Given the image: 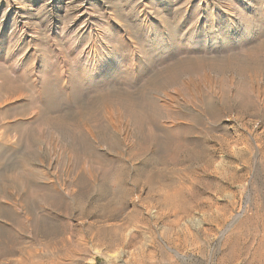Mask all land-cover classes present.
Returning a JSON list of instances; mask_svg holds the SVG:
<instances>
[{
    "label": "rangeland",
    "instance_id": "1",
    "mask_svg": "<svg viewBox=\"0 0 264 264\" xmlns=\"http://www.w3.org/2000/svg\"><path fill=\"white\" fill-rule=\"evenodd\" d=\"M20 1L27 22L40 36L28 62L40 54L36 57L37 77L43 73V57L52 59L53 64L50 83L43 88L46 91L38 95L27 86L29 91L24 90L25 96L16 105L19 111L21 104L28 105V97L41 96L46 103L55 93L54 84L63 86L64 76L55 55L56 47L65 44L56 36L49 40L47 29L50 24L60 29L66 26L73 19L69 12L74 7V0ZM85 1L83 8L103 17L111 31L117 32L118 21L128 26L136 46L162 35L177 40L182 35L192 37L190 63L202 68L193 72L187 86L176 87L179 93L173 107L158 114L154 140L144 134L136 137L130 125L120 128L119 134L96 131L93 146L77 150L66 131L50 137L38 132L36 125L18 124L16 120L27 116H17L15 106L13 110L2 105L0 264H264V0H203L198 11L200 0H193L189 10L190 0ZM139 1L155 11L146 23L142 21L144 14L138 16L143 10ZM228 3L244 8L245 14L236 15L242 17V25L236 19L229 24L223 8L218 13L216 4ZM2 15L0 11V22ZM85 19L86 15L81 16L77 24ZM7 21L0 24V62H8L9 42L14 41L13 26ZM192 26L198 27L194 34ZM247 28H255L251 37L244 36ZM126 46L116 49L127 58L131 47ZM143 53L137 58L134 93L138 91L136 96L148 107L161 93H167L160 83L167 64L160 48L151 51L154 55ZM176 55L169 62L173 68L183 59L179 51ZM69 67L73 75L71 64ZM147 67L154 68L153 76H145ZM72 98L68 100L75 104ZM92 125L82 121V126ZM17 128L18 132L13 131ZM23 136L30 138L27 147L24 142L12 143Z\"/></svg>",
    "mask_w": 264,
    "mask_h": 264
},
{
    "label": "bare ground",
    "instance_id": "2",
    "mask_svg": "<svg viewBox=\"0 0 264 264\" xmlns=\"http://www.w3.org/2000/svg\"><path fill=\"white\" fill-rule=\"evenodd\" d=\"M192 1L193 0H190V2H189L188 10L190 8V5H192ZM202 1L203 0H200L198 2L199 5H198L197 11L200 10ZM72 2H73L72 4L74 5V7H72V9L69 12V14L73 16L72 21H69V23L66 26L62 27L61 29L59 27H57V26L56 27L53 26L50 23H49L50 25L47 24V25L50 26L47 29L49 40H50V38H54V36H56V38L60 39L65 44L64 47H62L63 45L56 47L57 55H55L56 56V58H55L56 61H58L59 62L58 64L61 66V68H60L61 69L60 70L61 71V75H62L61 77L64 76V81H63V83H61V84H63V86L60 84L62 87L54 84V86H56L55 87L56 90H55L54 95H52V98H51L50 101H48L46 103H43L42 101H44V98H42L43 100L41 101V96L39 97L38 95H42L43 91H46V90H43V88L45 86L47 87L49 85V83H50L49 82V80L51 78L50 77V69H51V66L53 64L52 59H48V58H44L43 57V59H44V61L42 63V67H43L42 71H43V73L42 74L40 73V76L37 77L39 65L37 64V61H36L37 58L36 57L39 56L40 54L37 55L36 57H34V55H33L32 61H30V62H28V57H29L30 54H32L31 53L32 51L35 52V49H34L33 45H34L35 42H37V40H39V38H40L39 33H38V31H36V28L34 27V25L29 24L30 22L29 23L27 22V20L25 18L26 17L25 16L26 13L24 11L26 9H24L22 1H20V0H0V11H3L1 22L4 19L10 21L11 25L13 26V29H14V31L11 32V33L14 32L13 33V37H12V39L14 41L10 40L8 53H7V57L9 58V60H8V62L7 61H1L0 62V101H1L0 108H2L1 107L2 105H4L3 106L4 108H6V107H10L11 108L12 107V109H13L14 106L17 108L18 106H16V105L20 104V101H21L20 98L22 99V97L25 96V95L23 96L22 93L24 92V90L26 88L29 91V88L27 86H30L31 89H33L34 91L37 92V94H38L37 96L39 97V99H34V97L33 98L28 97L29 98L28 102H27L28 105L21 104L20 107H19L20 111L17 108L18 109L17 110L18 114H16L17 116H19V115H21V116L24 115L25 117L27 116V118L25 120H20V121L16 120V122L18 124L22 123L24 125H29V126H26V127H30V126L32 127V126L36 125L35 128L38 129V132H39V130L44 131L50 137H52L53 135L57 134L58 131H66V133L68 135V138L70 140V144H71V146L74 149L78 150V149H83V148H86V147H89V146L92 147L93 144L97 140L96 137H95V132L96 131H98V133L102 132L103 134H107L108 132H112V133H116L117 134L118 130H120V128H123V126H127L128 127L130 125L133 127V131H135L136 137H138L137 134H140V135L144 134L143 137L146 136L150 140H154L156 138V133L158 131V126H159L158 125L159 123H157V122L160 120V119L158 120V118H159L158 114L165 113V111H167L169 108L173 107L174 100L176 99L174 97H175L176 93H179V92H177L176 87H178L179 85L180 86H187V84L190 83L192 75L194 73H196L198 71V69L202 68L201 66H197V65L193 66L190 63L191 52H189L188 50H189V45L194 43L193 38L192 37H187L185 35H182V36L180 35L181 37L177 40L176 37H172V36L169 35V37H165L164 38L163 35H162V37L155 38V39L148 38L145 42L141 40V42H144V43H143V45L141 47H139V46H136L134 44L133 40H131V38H130V36L128 34L129 33V29H130V28H128V26H124V24L121 25V24H119V21H118L117 32L115 33L114 31H111V29L107 26V24H105V22L102 20L103 17L101 19L100 16H95L94 14H92L93 12L89 13L88 10H86L87 8L86 9L83 8L84 3L86 2L85 0H81V1L74 0ZM142 2L143 1H139V4H141L139 9L143 8V10H141L140 12L138 11L139 12L138 16L144 14V19L143 20L141 19V20L146 23L149 20L151 14L152 13L154 14L155 11L153 12L152 8H149L147 6V4H142ZM241 2L244 3L243 0ZM178 3H179V1H178ZM228 4H230V3H228ZM151 6H153V5L151 4ZM216 6L218 8V13H219V8H223L224 9V11H225V13L227 15L226 17H228L229 24L230 23L232 24V22L236 19V22L238 24L241 23V25H242V22H241V21H243L242 17L241 18H237L236 15H238L240 13L241 14H243V13L245 14L244 8H242V10H241V6H235V5L233 6L231 4L228 5V6H225V5L223 6L222 4H216ZM147 7L150 9V11L148 10L149 12H146L147 11L146 10ZM143 11H144V13H143ZM134 12H135V9H134ZM157 12H158V10H157ZM185 13H187V11ZM83 15H86V19L83 20L78 25L77 22H78V20H80V17L83 16ZM163 17H164V15H163ZM243 19H244V17H243ZM247 19L248 18H246V20ZM249 19H251V17ZM114 20H116V19H114ZM126 20H128V19H126ZM197 20H198L197 21V25H198V23L200 24V18L197 19ZM1 22H0V24H1ZM135 22H136V20H135ZM165 22H163V23L166 24ZM170 22H171V20H170ZM254 23H255V21H254ZM130 25H133V24H130ZM179 25H178V27H179ZM163 26H165V25H163ZM197 28L198 27H196V26H192V28H190L191 33L194 34L196 32ZM255 28L258 30V27L255 26ZM255 28L254 29L253 28H249V29L247 28V30L244 32L245 33L244 36L245 37H251L254 34ZM176 30H178V29H176ZM133 31H131V32H133ZM0 32H1V27H0ZM139 36H140V33H139ZM147 37H148V35H147ZM142 38H144V37L142 36ZM42 39H44V38H42ZM52 40H54V39H52ZM137 40H138V38H137ZM46 42H47V40H46ZM179 42H181V43H179ZM196 43H198V42H196ZM125 44H127L128 46L131 47V50H129L130 52H128V50H127V52L130 53V57L127 56V58L124 57L116 49V46H120L121 45V47H125L126 46ZM178 45H179V49H178ZM45 46H46V44H45ZM49 46H50V43H49ZM128 46H126V47L128 48ZM105 47H107L106 50H105ZM155 48H160L161 49V54L164 57V61L163 62H164V64H167V68H165V69H167L166 73H165V75L162 73L164 75V77L162 76V78L160 79V83L163 84V87H165V89L167 90V93H161L159 98H155V101H154L153 105L150 106L148 104L147 105L148 107H145V105H144L143 101L140 99V97L136 96V94L139 95L137 93L138 91L135 92L136 94L134 93V90L136 88L135 75L137 73V68H138L137 58H138V56L140 54H145V53H143L144 51H146V52L148 51V53H150L151 55H154V53H151V51H153V49H155ZM261 48H262V46H261ZM6 49H7V47H6ZM176 49H178V50H176ZM124 50H126V49H124ZM178 51H179V53H180V55H181V57L183 59H182V62L180 63V65L178 66V68H173V65L169 64V62H171V58H173V56L176 55V52L178 53ZM53 53H55V52H53ZM257 53H259V51ZM51 55H53V54H50V55H49V53L47 54V56H51ZM144 57H146V56H144ZM240 57L241 56H239V58ZM260 58H261V56H260ZM0 59H1V57H0ZM55 59H54V62H55ZM160 62H162V60H160ZM215 63H217V61ZM229 63H230V61H229ZM69 64H71V67L73 68L72 69V73H74L73 75H71L70 72H69L70 71L69 70V68H70ZM223 65H225V64H223ZM58 66H56V67H58ZM162 66H161V68H162ZM56 67L54 66V69ZM153 67H154V65H153ZM124 69H125V72H123ZM232 69H233V67H232ZM153 70H154V68H153ZM153 70L152 69L150 70L148 68L146 70V72H144L145 76L146 75H148L149 77L153 76L154 75V71ZM161 70H163V69H161ZM142 72H143V69H142ZM208 74H209V72H208ZM57 76H60V75H57ZM61 77H59V78H61ZM193 78H194V76H193ZM242 80H243V78H242ZM194 81H196V80H194ZM203 81H204V79H203ZM140 87H141V85H140ZM143 88H144V86H143ZM149 88H150V86H149ZM152 88H154V87H151L150 89H152ZM137 89H138V86H137ZM185 89H187V88H185ZM146 91H147V89L145 90V92ZM36 92H34V93H36ZM52 92H53V90H52ZM149 92H151V91H149ZM140 94H141V92H140ZM143 94H144V92H143ZM34 96H36V95H34ZM43 96H45V95H43ZM71 96L73 97L72 99L76 100L75 104H72L73 102L71 101L72 102L71 103L70 100H68L69 97H71ZM145 96L146 95H144V97ZM46 97L48 98L47 95H46ZM146 101H147V99H146ZM169 111H171V110H169ZM11 115H13V114H11ZM2 116H5V115L2 114ZM160 117H162V115ZM83 120L90 121L93 125L89 126V127L88 126H82V121ZM4 122H6V121H4ZM165 122H167V121H165ZM13 125H14V123H13ZM161 125H164V124H161ZM166 125L168 126V123ZM170 126H172V125H170ZM10 127H12V126H10ZM10 127H9V129H10ZM38 127H41V128H38ZM23 128H25V127H23ZM9 129L7 131H9ZM36 129H35V131H36ZM14 130H17L16 132H18V128L17 129H13V131ZM129 130H130V128H129ZM165 130L167 131L166 128H165ZM31 131H29V132L31 133ZM162 131H163V127H162ZM1 133H3V132H1ZM6 134L7 133H5V130H4V134L3 135L5 136ZM36 134H38V133H36ZM58 134H59V132H58ZM109 134H107V135H109ZM124 134H126V133H124ZM169 134H168V136H169ZM24 136H23V139L21 138L19 140H17V138H14L12 143L15 144V145H18V144H21V143L24 142V145L26 146V143L28 142L27 141L28 138L24 139ZM80 137H81V140H80ZM178 137H179V135H178ZM9 138H11V136ZM100 138H102V137H100ZM124 138H126V137H124ZM104 139H105V137H104ZM0 140H2V138H0ZM35 141H36V139H35ZM46 141H47V139H46ZM173 141H174V139H173ZM33 142H34V140H33ZM38 142L39 141L37 140V143ZM51 144H52V142H51ZM152 144H154V143H152ZM15 145H13V146L15 147ZM104 145L105 144H103V146ZM162 146H164V145H162ZM34 147H39V146L35 145ZM45 147H47V145ZM17 148L18 147L16 146V149ZM61 148H63V147L61 146ZM97 148H99V147H97ZM171 148H172V146H171ZM74 149H72V150H74ZM47 150H48V148H47ZM98 152H100V151L98 150ZM43 153H44V151H43ZM62 153L60 152V154H62ZM33 154H34V152H33ZM51 154H52V152H51ZM65 154H66V152H65ZM72 154H74V152ZM83 154H84V152H83ZM41 155H42V153H41ZM92 164H94V162Z\"/></svg>",
    "mask_w": 264,
    "mask_h": 264
},
{
    "label": "snow or ice",
    "instance_id": "3",
    "mask_svg": "<svg viewBox=\"0 0 264 264\" xmlns=\"http://www.w3.org/2000/svg\"><path fill=\"white\" fill-rule=\"evenodd\" d=\"M250 23H254V22H250Z\"/></svg>",
    "mask_w": 264,
    "mask_h": 264
}]
</instances>
